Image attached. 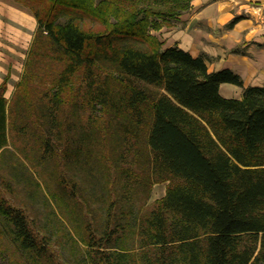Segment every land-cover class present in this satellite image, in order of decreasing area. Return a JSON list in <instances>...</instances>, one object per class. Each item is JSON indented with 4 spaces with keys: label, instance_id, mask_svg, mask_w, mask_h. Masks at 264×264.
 <instances>
[{
    "label": "trees",
    "instance_id": "trees-1",
    "mask_svg": "<svg viewBox=\"0 0 264 264\" xmlns=\"http://www.w3.org/2000/svg\"><path fill=\"white\" fill-rule=\"evenodd\" d=\"M14 1L37 27L22 89L8 101L9 75L0 83V156L11 129L69 198L106 204L102 223H84L85 264H264V86L224 97L238 74L150 33L151 17L184 24L191 0ZM166 180L139 214L133 197ZM0 215L22 248L45 253L2 195Z\"/></svg>",
    "mask_w": 264,
    "mask_h": 264
},
{
    "label": "rangeland",
    "instance_id": "rangeland-1",
    "mask_svg": "<svg viewBox=\"0 0 264 264\" xmlns=\"http://www.w3.org/2000/svg\"><path fill=\"white\" fill-rule=\"evenodd\" d=\"M13 1H0V66L4 71H8L9 75L4 91L8 101H11L15 93L22 89L20 81L26 69L28 52L37 27L36 18L31 11L26 6ZM210 1L212 2V0H191L184 24L180 20L163 21L162 18L151 17L150 21L156 20L160 23V27L150 30V33L160 39L164 45H170L182 36H189V42L194 41L197 46L202 45L196 28L205 25L204 19L192 18V15L195 11L205 8ZM248 4L255 15L259 14L257 7L262 5V1L249 0ZM260 17L264 22V10L261 11ZM189 22L191 26L195 25V28H190L189 32L185 33V26ZM233 43L234 41L229 38L225 44L226 50L222 51L228 53L234 45L239 46L237 49L251 46L252 57L257 61H264V40L257 41V38L256 40L252 38L238 44ZM207 45L211 57L209 62H211L216 56H220L216 53L222 51L217 49L215 43L209 42ZM0 76L3 80L6 74ZM49 77L51 75L48 74L47 79ZM27 85L25 92L29 99L33 98L35 94L33 90L37 85L44 86L37 79ZM20 136L10 129L8 145L0 156V195L11 206L23 210L33 234L44 243L45 253L37 255L22 248L11 234V227L0 215V264H85L88 247L85 241L87 233L84 223L87 222L91 226L102 223L106 216L104 210L106 204L103 206L102 203L95 201L87 204L79 197H75L78 200L69 198L66 192L59 188L54 175L53 162L45 161L33 154L35 152L33 144ZM21 151L28 156L23 155ZM78 183L81 187L87 185L86 180L83 179H79ZM168 183L167 180L153 183L144 202L141 195L134 196L135 210L140 214L150 209L155 201L165 194ZM130 231L126 233V243L131 247L132 252L137 250V241L135 234Z\"/></svg>",
    "mask_w": 264,
    "mask_h": 264
},
{
    "label": "crops",
    "instance_id": "crops-1",
    "mask_svg": "<svg viewBox=\"0 0 264 264\" xmlns=\"http://www.w3.org/2000/svg\"><path fill=\"white\" fill-rule=\"evenodd\" d=\"M248 1L249 0L210 1L205 8L195 11L192 15V18L204 19L203 23L205 25H200V27L197 26L196 28V31L199 33V42H201L202 45L199 44L197 46L196 42H189V36L179 37L176 39L177 42L174 41L170 44H176L177 46L189 51L193 56H197L199 54L204 55L209 71L227 67L234 73L238 74L242 79V86L230 82H223L220 84V93L224 97L240 98L243 87L249 85L264 86V61L260 62L252 57L251 46H248L245 49H237L239 46L235 47L234 45L228 53H224L222 51L226 50L225 44H227L229 38L234 41L233 44H238L243 40L252 38L255 40L257 38V41L264 40V22L260 17L261 11L264 10V0H260L262 1V5L257 7L259 14L256 15L254 11H252ZM22 13L25 14L24 12ZM236 17H238V20H236L233 25L229 27L228 24ZM192 26L191 22L187 23L185 26V33H188L190 28H195V25ZM255 34L258 35L255 36ZM209 42L212 44L215 43V45H217V49L222 51L217 52L216 54L220 56H216L211 62H209L211 58L210 51L207 49V43ZM209 63H211L210 66ZM7 73L8 71H4V68L0 66V75ZM1 80L2 78L0 76V81Z\"/></svg>",
    "mask_w": 264,
    "mask_h": 264
}]
</instances>
